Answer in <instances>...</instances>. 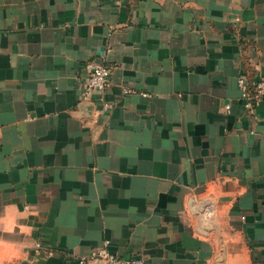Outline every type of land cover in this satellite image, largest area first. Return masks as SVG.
Instances as JSON below:
<instances>
[{
  "label": "crops",
  "instance_id": "1",
  "mask_svg": "<svg viewBox=\"0 0 264 264\" xmlns=\"http://www.w3.org/2000/svg\"><path fill=\"white\" fill-rule=\"evenodd\" d=\"M240 75L264 80V0H0V264H264Z\"/></svg>",
  "mask_w": 264,
  "mask_h": 264
},
{
  "label": "built area",
  "instance_id": "2",
  "mask_svg": "<svg viewBox=\"0 0 264 264\" xmlns=\"http://www.w3.org/2000/svg\"><path fill=\"white\" fill-rule=\"evenodd\" d=\"M85 93L91 94L95 91L104 92L112 84V69L109 65L103 62H94L90 65L88 76L85 81ZM239 85L242 92V97L245 99V105L247 108L253 106L255 101L264 99V80H258L252 84L255 93L251 91V83L248 81L245 75L239 76ZM103 106L105 109H109L111 104L108 101H103ZM227 108H230L227 105ZM100 257L102 259V264H154L151 260L144 256H134V257H122L116 255L104 246L98 248L90 253V255L82 256L80 258L81 264H90L89 260Z\"/></svg>",
  "mask_w": 264,
  "mask_h": 264
}]
</instances>
